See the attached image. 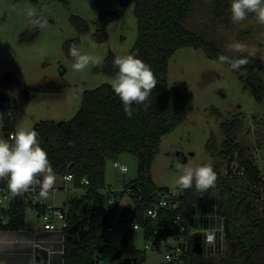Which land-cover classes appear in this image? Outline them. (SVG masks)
Masks as SVG:
<instances>
[{
    "label": "rangeland",
    "instance_id": "obj_1",
    "mask_svg": "<svg viewBox=\"0 0 264 264\" xmlns=\"http://www.w3.org/2000/svg\"><path fill=\"white\" fill-rule=\"evenodd\" d=\"M123 1L0 0V96L9 98L16 108L13 119L15 131L20 127L31 130L36 122L44 120L69 122L80 108L83 91L101 84L111 85L115 76L107 77L101 71L104 57L108 52L115 56L128 54L136 40L133 6ZM227 1L229 9L226 17L217 20L211 12L213 0H194L186 22L187 28L229 56H248L247 53L228 50V45L233 42L244 43L256 50V55L250 57L264 65V25L250 16L234 24L230 12L232 0ZM29 8L35 9L38 15L47 20L43 31L29 28L26 15ZM105 11L112 12L115 19L104 29L107 41L98 44L92 36L97 28L98 16ZM71 17L85 21L89 32L78 34ZM74 38L79 40L78 46L82 53L98 57L101 63L97 66L90 64L83 72H75L72 68L73 59H69L63 49L64 44ZM240 75L241 72L235 73L225 64L221 65L217 60L207 57L202 50L184 47L175 51L168 61L167 83L185 93L184 106L189 112L181 124L161 137L150 172L157 187L181 190L177 185L183 172L180 165L195 168L202 164H213V158L206 151L211 136L217 142L218 151L224 148L225 143L237 144L243 156L241 160L234 159L233 169L256 165L260 171L261 198L255 205L256 214L264 221V104L255 101L252 91L243 89ZM46 85L50 91L43 90ZM30 88L39 91L24 94ZM55 88L62 91L58 94L49 93ZM234 119H238L239 128L229 137L224 136L221 124ZM114 163L125 166L126 172L122 173L118 167H114ZM137 166V160L129 153H122L105 163V188L102 191L107 199L117 204L116 210L108 217L114 232L95 251L91 264H134V257L123 253L119 246L125 236H128L134 249L143 253V264H165L167 247L175 244L160 242L147 249L143 231L132 230L130 226V222L135 219L133 210L136 205L129 194L130 182L136 178ZM219 172L221 176H226V164L220 167ZM55 176V185L47 199L42 200L34 192L24 200L30 202L31 206L43 201L51 206L64 207L63 210L67 211L68 201L79 199L84 190L74 187L71 181L65 182L62 176ZM2 182L0 189L11 195L6 180ZM31 206L25 212L35 218L36 211ZM125 209L128 211L124 212ZM89 218L86 212L73 227L78 240L84 235ZM193 219L199 222L197 215ZM242 234L246 235L242 236L244 241L254 236L248 225L240 229L239 235ZM220 237L223 239L224 233ZM221 239L222 243L209 255L197 256L191 252L189 264H239L242 258L237 241L232 240L228 245H223Z\"/></svg>",
    "mask_w": 264,
    "mask_h": 264
},
{
    "label": "trees",
    "instance_id": "obj_2",
    "mask_svg": "<svg viewBox=\"0 0 264 264\" xmlns=\"http://www.w3.org/2000/svg\"><path fill=\"white\" fill-rule=\"evenodd\" d=\"M123 2L133 6L136 20V40L128 53H135L150 65L158 81L149 98L151 106L145 109L143 105L133 104V109L138 110L129 118L111 85L101 84L94 89L83 91L80 108L69 122L44 120L36 122L31 129L38 133L40 145L46 150L54 173L58 176L72 174L74 186L85 190L79 199L68 201L67 211L62 209L67 221V226L62 229V264H91L95 251L106 242L104 230L109 220L101 222L96 219L107 199L101 193L105 188V163L122 153L133 155L138 163L136 178L130 182L129 194L136 203L133 214L144 228L145 240L154 232L155 228L143 219V214L168 189L154 184L150 172L151 165L158 152L161 137L181 124L189 112L184 106L185 93L168 86V61L176 50L184 47L202 50L213 60H217L221 54L227 55L206 38L187 28L186 22L194 0ZM228 9L227 0H213L211 12L215 19H224ZM249 16L255 17L251 14ZM114 19L115 15L107 11L98 16L97 28L92 36L96 43L107 41L108 36L104 29ZM71 22L75 24L78 34L89 32L88 25L80 18L71 17ZM72 43L78 45L79 40L74 38L66 42L63 48L69 59L72 58L68 55V46ZM114 57L112 52H108L103 59L101 71L107 77H114L118 71L113 66ZM248 59L249 64L239 71L225 65L235 73L241 72L239 79L243 89L252 91L255 101L264 104V65L253 57L248 56ZM43 90L50 91V87L46 85ZM36 91L39 90L30 88L24 94ZM15 112L16 108L9 98L0 96V121L10 132L15 131L14 125H10V122L14 121ZM221 127L223 135L229 137L239 128V121H227L222 123ZM206 151L214 160L212 167L218 177L216 185L205 193L197 192L194 187L182 190L180 204L175 213L188 218L197 206L215 199L217 217L224 221L223 245H228L232 240L237 241L242 258L239 264H264V221L256 214L255 205L261 198L259 189L262 188L258 167L246 165L233 169L234 159H242L241 149L237 144L225 143L224 148L218 151L213 136L206 144ZM224 164L226 176L223 177L219 170ZM82 179L88 180L87 186L80 184ZM30 206L31 203L23 198L12 199L9 209L2 213L7 223L0 225V229H23L25 211ZM31 207L38 214L45 210V206L39 202ZM86 212L90 218L84 235L78 240L77 231L73 227L83 219ZM245 225L250 226L254 233L247 241L242 239V236L246 237L245 234L239 235L240 229ZM119 246L123 253L134 257V264L144 263L143 253L132 247L128 236L123 237Z\"/></svg>",
    "mask_w": 264,
    "mask_h": 264
},
{
    "label": "clouds",
    "instance_id": "obj_3",
    "mask_svg": "<svg viewBox=\"0 0 264 264\" xmlns=\"http://www.w3.org/2000/svg\"><path fill=\"white\" fill-rule=\"evenodd\" d=\"M231 21L240 23L250 14L257 22L264 25V0H232L230 5ZM29 18V28L32 31H43L47 20L38 15L36 10L29 8L26 12ZM228 50L235 53H247L255 56L256 50L241 42L228 45ZM68 55L73 59L72 68L75 72H83L90 64L97 66L100 59L91 54L82 53L76 43L68 46ZM248 56L233 57L219 55L217 62L227 64L234 71H239L249 64ZM113 66L118 69L111 81V88L119 97L127 117L131 118L134 111L132 105H143L145 109L151 105L149 98L158 81L150 65L138 58L135 53L116 55ZM182 174L177 180L181 190L195 188L197 192L205 193L214 188L217 174L212 165L202 164L195 168L180 165ZM7 182V188L12 197L23 196L29 191H36L42 200L47 199L53 189L56 176L48 159L46 150L41 147L38 133L33 129L18 128L10 133L8 138L0 137V182ZM136 224L134 229H136Z\"/></svg>",
    "mask_w": 264,
    "mask_h": 264
},
{
    "label": "built area",
    "instance_id": "obj_4",
    "mask_svg": "<svg viewBox=\"0 0 264 264\" xmlns=\"http://www.w3.org/2000/svg\"><path fill=\"white\" fill-rule=\"evenodd\" d=\"M11 124H13L12 121ZM10 133L13 132L8 131V127L0 121V137L7 139ZM114 167H118L122 173L127 170L125 166L118 163H114ZM62 178L65 182L73 181V176L69 173L63 175ZM80 184L87 186L88 180L82 179ZM0 192L2 193V197H0V223L4 225L7 223V219L4 218L2 213L9 209L11 195L5 193L4 189H1ZM101 193L106 197L103 191ZM182 194V190L168 189L164 191L143 214V219L155 228L154 232L150 233V236L146 239L147 249L156 246L160 242H175V244L167 247L168 252L164 255L165 264H186V259L194 245H198L202 249V255H208L214 252L216 247H219L222 243L220 242V236L224 232V221L217 217V201L215 199L209 200L197 206L193 210L195 212L193 216L183 218L180 214L175 213L179 207ZM116 208L117 204L113 200L107 199L96 215V219L101 222L108 220V217ZM195 215L199 217L198 223L193 219ZM40 219L44 230L62 231L67 226L64 213L54 206H47ZM135 224L136 229H134ZM130 226L132 230L144 231L136 218L130 222ZM113 232L114 228L109 221L104 230L105 239Z\"/></svg>",
    "mask_w": 264,
    "mask_h": 264
},
{
    "label": "crops",
    "instance_id": "obj_5",
    "mask_svg": "<svg viewBox=\"0 0 264 264\" xmlns=\"http://www.w3.org/2000/svg\"><path fill=\"white\" fill-rule=\"evenodd\" d=\"M2 183L3 182H0V186H2ZM38 191V189L36 191H29L23 196L15 197V199H28L27 195H33L34 192L38 193ZM84 193L85 190L81 196H83ZM12 199L14 198L11 197V200ZM39 203L44 205V208L51 206L43 201H39ZM65 204L66 202L63 203V206H65ZM53 206L58 208L55 205ZM63 208L64 207L58 209L62 211ZM40 216L41 214H38L36 211V217L31 218L25 212L23 229L14 231L0 229V264H62V231L44 230ZM186 260L189 264L190 255H188Z\"/></svg>",
    "mask_w": 264,
    "mask_h": 264
},
{
    "label": "water",
    "instance_id": "obj_6",
    "mask_svg": "<svg viewBox=\"0 0 264 264\" xmlns=\"http://www.w3.org/2000/svg\"><path fill=\"white\" fill-rule=\"evenodd\" d=\"M128 210L125 209L124 212H127ZM195 214V212L193 211L192 212V216ZM192 253H195L197 255H202L203 254V251L202 249L198 246V245H194L192 250H191ZM207 255V254H206ZM209 255V254H208Z\"/></svg>",
    "mask_w": 264,
    "mask_h": 264
},
{
    "label": "flooded vegetation",
    "instance_id": "obj_7",
    "mask_svg": "<svg viewBox=\"0 0 264 264\" xmlns=\"http://www.w3.org/2000/svg\"><path fill=\"white\" fill-rule=\"evenodd\" d=\"M63 86H65V85H63ZM64 89V88H63ZM52 91L51 92H49V93H51V94H58V93H60L62 90L59 88V89H57V90H55V89H51Z\"/></svg>",
    "mask_w": 264,
    "mask_h": 264
}]
</instances>
